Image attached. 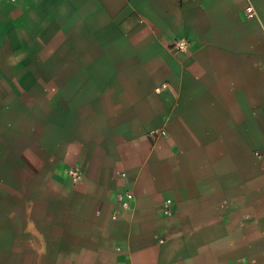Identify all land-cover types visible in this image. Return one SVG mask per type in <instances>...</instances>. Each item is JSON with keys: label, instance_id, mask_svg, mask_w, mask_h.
I'll return each mask as SVG.
<instances>
[{"label": "crops", "instance_id": "obj_1", "mask_svg": "<svg viewBox=\"0 0 264 264\" xmlns=\"http://www.w3.org/2000/svg\"><path fill=\"white\" fill-rule=\"evenodd\" d=\"M0 264H264V0H0Z\"/></svg>", "mask_w": 264, "mask_h": 264}, {"label": "built area", "instance_id": "obj_2", "mask_svg": "<svg viewBox=\"0 0 264 264\" xmlns=\"http://www.w3.org/2000/svg\"><path fill=\"white\" fill-rule=\"evenodd\" d=\"M248 13H251V8L247 9ZM179 48L183 47V43L178 45ZM68 175L71 176L74 183H77L81 180V174L77 169H69ZM133 195L130 192L118 194L115 196V200L120 206L125 207L128 205L129 201L132 199Z\"/></svg>", "mask_w": 264, "mask_h": 264}]
</instances>
